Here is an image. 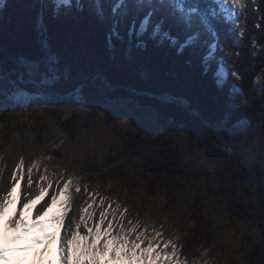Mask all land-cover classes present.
<instances>
[{
    "label": "rangeland",
    "instance_id": "obj_1",
    "mask_svg": "<svg viewBox=\"0 0 264 264\" xmlns=\"http://www.w3.org/2000/svg\"><path fill=\"white\" fill-rule=\"evenodd\" d=\"M98 78L102 85L91 79L59 92L53 85L37 89L25 77L19 92L0 100V167L10 152L20 149L26 165L39 161L34 180L45 166L54 183L61 175L79 177L76 211L68 219L78 217V209L93 197L97 204L107 197L127 207L129 218L162 226L165 238L192 257L190 264H264V227L259 224V219L264 224V101L253 125L242 119L228 126L225 119L221 129L218 122L212 127L202 117L203 122L188 103L187 108L176 104L173 98L179 97L128 89L197 116L207 126L213 148L220 149L215 153L193 130L174 126L129 98L111 97L112 87L103 75ZM255 83L262 86L260 75ZM161 133L172 140L182 170L166 179L147 164L156 158L148 144L157 142ZM133 136L144 141L134 153L129 150ZM226 171L233 176L231 185L223 181ZM241 194L247 211L258 207L260 218L233 213V195Z\"/></svg>",
    "mask_w": 264,
    "mask_h": 264
},
{
    "label": "trees",
    "instance_id": "obj_2",
    "mask_svg": "<svg viewBox=\"0 0 264 264\" xmlns=\"http://www.w3.org/2000/svg\"><path fill=\"white\" fill-rule=\"evenodd\" d=\"M6 5L0 20V63L5 70L16 57L39 58L43 55L41 41L46 38L48 48L59 61L53 69L59 75L51 86L56 91L67 92L91 79H95V84L102 85L98 78L101 74L112 87L109 90L111 97L129 98L139 107L155 112L164 121L182 129L193 130L204 140V145L212 148L215 153H220V149L213 148L209 130L197 116L190 115L175 104H163L153 98L135 96L128 89L179 97L188 103L189 108L200 112L212 127L214 123L225 119L228 126L242 119L253 125L254 115L261 111L264 101V0H256V3L248 0V7L235 23H225L222 19L212 22L211 27L217 31L219 43L227 45L224 51L218 53L212 69H216L222 57L226 61L229 74L236 70L241 77L237 79L229 75L223 87L217 86L212 71L205 73L202 69L201 56L206 44H198L178 53L176 48L169 47L167 43L158 45L154 41H148L146 47L129 48L125 36L123 43L115 41V49H110L106 42L109 25L99 23L87 8L83 12L73 10L53 18L47 0H6ZM111 6L110 0H105L106 13H110ZM200 6L203 9L215 7L211 0H200ZM41 13L46 27L43 32L37 24V17ZM133 15L121 24V33L127 31ZM172 31L183 39V29L172 25ZM209 36L210 34L205 33L202 40ZM259 75L262 86L257 88L255 80ZM231 85H238L242 91L233 92ZM241 97L248 104L242 103ZM161 134L157 136V142L148 144L156 158L150 160L152 164H147L160 179H166L182 170L178 165L179 159L172 140L165 137L164 133ZM219 140L225 142L220 135ZM143 143L139 136H133L130 138L129 150H136ZM224 176L223 181L228 180L227 184L231 185L232 174L226 171ZM233 196L235 201L232 202V207L235 215L260 218L258 216L262 213L258 207H252L255 211L250 213L247 211L248 204L246 206L241 201L243 195ZM259 224L264 227L260 219ZM181 254L187 260L192 259L183 246Z\"/></svg>",
    "mask_w": 264,
    "mask_h": 264
},
{
    "label": "snow or ice",
    "instance_id": "obj_3",
    "mask_svg": "<svg viewBox=\"0 0 264 264\" xmlns=\"http://www.w3.org/2000/svg\"><path fill=\"white\" fill-rule=\"evenodd\" d=\"M104 2L47 0L53 18L73 10L83 12L87 8L99 23L108 24L106 42L110 49H115V41L123 43L125 36L129 48L146 47L148 41H154L158 45L167 43L178 53L198 44H206L201 66L205 73L212 71L218 87L227 83L229 75L241 78L236 70L229 74L222 57L216 69H212L213 61L227 45L219 43L218 33L211 25L217 19L235 23L248 7V0H211L215 7L206 9L201 8L200 0H110V13L105 12ZM252 3H256V0H252ZM6 6V0H0V20ZM130 15L133 18L128 23L127 31L121 33V24ZM37 24L42 32L46 31L43 13L38 15ZM172 25L183 29V39L173 33ZM205 33L210 36L202 40ZM41 48L43 55L39 58L16 57L7 70L0 63V100L7 98L10 92H19L25 77L27 82L35 83L37 89L54 85L59 73L52 70L57 67L58 58L48 48L46 38L41 41ZM230 88L233 92L242 91L238 85H231ZM225 126L224 120L217 124L221 129ZM228 147L230 145L226 144L225 148ZM38 169L39 161L26 165L22 157L9 177H5L4 169H0V221H4L13 234L12 240L20 241L31 236V242L36 245L56 241L57 264H190L182 257L181 246L171 238H165L162 226L157 228L147 221L129 218L127 207L107 197H101L98 204L93 197L91 203L85 202L86 206L78 209V217L73 215L66 220L75 207L74 193L80 191V178L69 176L64 179L61 175L54 183L53 174H49L45 166L44 173L34 180ZM13 203L18 207L4 220ZM24 209L35 210L31 223L26 222ZM97 209L100 210L98 218ZM44 217H48V220L45 221ZM49 224L53 231L47 230L46 225ZM33 231L40 234L32 235ZM3 239L4 233L0 231V241ZM5 254L6 249L0 243V260L5 258ZM191 264L196 262L192 261Z\"/></svg>",
    "mask_w": 264,
    "mask_h": 264
},
{
    "label": "bare ground",
    "instance_id": "obj_4",
    "mask_svg": "<svg viewBox=\"0 0 264 264\" xmlns=\"http://www.w3.org/2000/svg\"><path fill=\"white\" fill-rule=\"evenodd\" d=\"M24 159L22 151L15 150L10 152L0 169H4V176L9 177L16 163L19 162L20 158ZM14 193V197H15ZM18 206L13 203L4 217L7 220L8 216L12 214L13 209ZM34 209H24V218L26 222L31 223L34 216ZM76 211L75 208L70 211ZM69 213V214H70ZM51 215V214H50ZM45 221L48 217L43 218ZM68 217L66 218V220ZM48 231H53L52 225H46ZM0 231L4 233V239L0 241L6 249L5 258L0 260V264H57V243L56 241H45L44 244L36 245L31 242V236L24 237L20 241L12 240V233L8 230L4 221H0ZM33 231L32 235H37Z\"/></svg>",
    "mask_w": 264,
    "mask_h": 264
},
{
    "label": "water",
    "instance_id": "obj_5",
    "mask_svg": "<svg viewBox=\"0 0 264 264\" xmlns=\"http://www.w3.org/2000/svg\"><path fill=\"white\" fill-rule=\"evenodd\" d=\"M173 100L176 104L178 103V105L180 104L181 106L187 108V102H182L181 99H179V98H173ZM190 111H192V109ZM197 115L201 118V120H203V118L199 112H197ZM203 122H204V120H203Z\"/></svg>",
    "mask_w": 264,
    "mask_h": 264
}]
</instances>
